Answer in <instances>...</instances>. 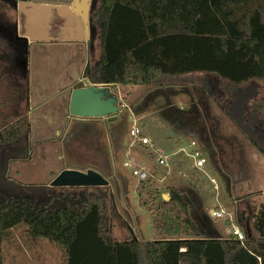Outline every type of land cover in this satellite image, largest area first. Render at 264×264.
Listing matches in <instances>:
<instances>
[{"label": "rangeland", "instance_id": "1", "mask_svg": "<svg viewBox=\"0 0 264 264\" xmlns=\"http://www.w3.org/2000/svg\"><path fill=\"white\" fill-rule=\"evenodd\" d=\"M14 3L0 0V24L18 18L23 32L22 15L16 7H7ZM255 6L251 2L239 7L237 15ZM95 26L90 41H28L16 48L0 31V127L24 113L29 123L25 139L0 147V198L45 200L60 190L50 182L61 170L96 161L108 165L104 166L109 196L106 217L117 239H126L130 231L144 241L159 237L150 212L140 204L136 190L140 181L131 174L135 167L145 170L161 188L169 176L179 178L180 187L189 185L208 214L215 206L226 211V218L209 215L224 235L231 225L241 226L240 213L245 218L262 199L263 158L222 110L219 102L226 96V83L216 76L191 73L158 84L110 85L122 104L116 114L106 118L69 113L71 91L83 83L100 57L101 30ZM51 35L58 36L54 31ZM256 92L249 104L262 94L260 81ZM257 117L264 128V107ZM131 124L148 137V145L131 143ZM191 140L204 160L201 167L189 155L194 147ZM158 155L166 156L165 164H157ZM241 171L242 178L232 181V175ZM163 194L167 193L161 194L163 199L169 198ZM2 252L3 264H63L57 248L45 239L30 237L24 224L5 234Z\"/></svg>", "mask_w": 264, "mask_h": 264}, {"label": "trees", "instance_id": "2", "mask_svg": "<svg viewBox=\"0 0 264 264\" xmlns=\"http://www.w3.org/2000/svg\"><path fill=\"white\" fill-rule=\"evenodd\" d=\"M251 2L256 6L237 15ZM90 16L101 30L100 57L86 73L90 83L149 85L191 73L216 76L226 83L222 110L262 154L264 182V128L257 117L264 107V0H92ZM2 22L10 46L25 47L13 25ZM257 81L262 94L249 104ZM28 128L25 113L3 124L0 147L25 139ZM104 166L90 161L79 168L106 178ZM178 180L171 175L161 188L147 176L136 186L159 235L150 241L131 231L126 239L113 235L107 185L60 187L36 202L2 197L0 264L4 236L18 224L30 237L52 243L63 264H264V188L258 208L239 215V239L224 235L193 189Z\"/></svg>", "mask_w": 264, "mask_h": 264}, {"label": "water", "instance_id": "3", "mask_svg": "<svg viewBox=\"0 0 264 264\" xmlns=\"http://www.w3.org/2000/svg\"><path fill=\"white\" fill-rule=\"evenodd\" d=\"M91 3L92 0H72L68 5H47L22 0L19 5L23 9V22L26 28V32L22 36L26 42L70 39L62 33L60 37L47 34L49 19L52 18L51 21H53L55 18L63 16L66 19V26L71 25L73 20L78 27L82 24L84 34L81 38L87 39L92 33V28L88 27ZM37 10L45 12L42 24L45 29L40 33L36 31L35 13ZM120 107L119 96L111 91L109 84L90 83L87 79L83 81L82 85L73 88L68 103L69 113L77 117H107L116 114ZM107 184L108 180L92 168H65L50 182V186L58 187H91L106 186ZM163 197L168 198V195L163 194Z\"/></svg>", "mask_w": 264, "mask_h": 264}, {"label": "built area", "instance_id": "4", "mask_svg": "<svg viewBox=\"0 0 264 264\" xmlns=\"http://www.w3.org/2000/svg\"><path fill=\"white\" fill-rule=\"evenodd\" d=\"M121 106H122V104H121ZM129 136L131 139V143L137 142V143L143 144V145L149 144L148 137H146L145 135L142 134L141 129L139 128V126L137 124H131L130 125ZM190 144L192 146H194L192 149V152L189 154L193 158L194 165L197 167L203 166L204 160L200 154L199 149L195 147V142L190 141ZM165 157L166 156L158 155L157 160H156L157 164L158 165L165 164L166 163ZM131 174L137 180H143L148 176V174L145 170H143L141 168H137V167H135L131 170ZM209 215L213 218L218 219L221 217L226 218L228 213L226 211H224L223 209L219 208L218 206H215V207L209 209ZM229 232L233 235H236L239 239H243V237H244L242 231L235 225H231V227L229 228Z\"/></svg>", "mask_w": 264, "mask_h": 264}, {"label": "crops", "instance_id": "5", "mask_svg": "<svg viewBox=\"0 0 264 264\" xmlns=\"http://www.w3.org/2000/svg\"><path fill=\"white\" fill-rule=\"evenodd\" d=\"M14 1H15L14 4H15L17 13L19 15H22L23 20H24V15H23V12H22L23 9L19 5V2L22 1V0H14ZM23 1L34 3L33 0H23ZM71 1L72 0H68V1H65V0H57V2H55V3H51L49 1H40V2H35V3H41V4H47V5H68ZM10 4H12V3H10ZM16 5H18V8H17ZM44 15H45L44 10H37L36 13H35V16H36L35 21L37 22L36 31L38 33L42 32V30L45 29L44 26L42 25L43 24ZM51 20H52V18L49 19V28L47 29V34L48 35H51V33L49 31L50 30V21ZM18 21L20 22V20H18V18H17V22ZM74 23H75V21L73 20V23L71 25H67V26L65 25L63 27H60V30L57 33L58 36L60 37L61 36V33H62L65 37L70 38V39H67V40H64V41H82V40H84L83 38H81L83 36V34H84L83 25L81 24L80 27H78ZM1 29L2 28H0V31H1ZM19 31L20 32L22 31V28L20 26H19ZM23 32L24 33L26 32V28L24 26V22H23ZM51 36H55V35H51ZM75 38H77V39H75ZM100 51L101 50H99L98 53H101Z\"/></svg>", "mask_w": 264, "mask_h": 264}, {"label": "flooded vegetation", "instance_id": "6", "mask_svg": "<svg viewBox=\"0 0 264 264\" xmlns=\"http://www.w3.org/2000/svg\"><path fill=\"white\" fill-rule=\"evenodd\" d=\"M14 8H15V5H14ZM8 21L13 25V28H14L13 30H14L15 36L18 39L22 38L23 37L22 35L24 34V32H22V31L20 32L19 31L18 22L17 21L16 22H12L11 20H8ZM65 25H66V19L64 17L55 18L53 21H50V30L49 31H50V33H51V31H54V32L58 33V31L60 30V27H63ZM88 27L92 28V33H91V36L89 38L84 39V40L90 41V40H92L94 38V34H95V31H96V28H95L96 26H95V23L93 22V20H92V18L90 16V12H89V15H88ZM20 40H21L20 42H22L23 45H26L27 42L25 40H24L25 42L23 41V39H20ZM80 85H82V83ZM242 174H243L242 171L240 173L233 174L232 175V181L235 180L236 178L240 180L242 178V176H243Z\"/></svg>", "mask_w": 264, "mask_h": 264}]
</instances>
